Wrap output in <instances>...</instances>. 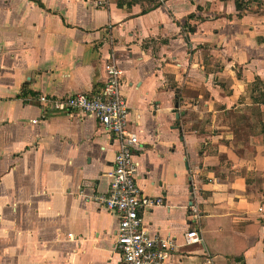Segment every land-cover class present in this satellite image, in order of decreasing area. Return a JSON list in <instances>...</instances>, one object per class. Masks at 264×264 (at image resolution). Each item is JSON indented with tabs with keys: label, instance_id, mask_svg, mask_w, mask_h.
<instances>
[{
	"label": "crops",
	"instance_id": "0c3cea01",
	"mask_svg": "<svg viewBox=\"0 0 264 264\" xmlns=\"http://www.w3.org/2000/svg\"><path fill=\"white\" fill-rule=\"evenodd\" d=\"M244 2L0 0V264L120 263L96 201L120 142L40 100L100 94L109 64L166 264H264V9Z\"/></svg>",
	"mask_w": 264,
	"mask_h": 264
},
{
	"label": "built area",
	"instance_id": "2783aa9c",
	"mask_svg": "<svg viewBox=\"0 0 264 264\" xmlns=\"http://www.w3.org/2000/svg\"><path fill=\"white\" fill-rule=\"evenodd\" d=\"M106 72L105 87L100 94L57 99L42 96L40 100L58 111H79L95 118L104 130L119 140L120 149L115 156L109 190L96 198L100 207L119 218L116 248L122 259L118 264H166L170 258L171 242L151 236L143 229L141 212L159 202L144 196L136 184L137 164L133 151L138 139L129 130V107L121 91V72L115 64H109ZM186 239L188 244L200 241L196 232L188 233ZM204 264L216 263L207 259Z\"/></svg>",
	"mask_w": 264,
	"mask_h": 264
},
{
	"label": "trees",
	"instance_id": "16d2710c",
	"mask_svg": "<svg viewBox=\"0 0 264 264\" xmlns=\"http://www.w3.org/2000/svg\"><path fill=\"white\" fill-rule=\"evenodd\" d=\"M235 2H236V7H237V9L239 10V11H242V10H244V8H245V2H244V0H235ZM261 8L262 9H264V0H263V2L261 3ZM190 19H192V17L190 18ZM190 31V30H189Z\"/></svg>",
	"mask_w": 264,
	"mask_h": 264
}]
</instances>
